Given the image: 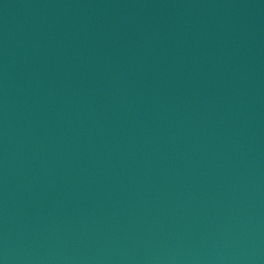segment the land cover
I'll return each mask as SVG.
<instances>
[{"label": "water", "instance_id": "obj_1", "mask_svg": "<svg viewBox=\"0 0 264 264\" xmlns=\"http://www.w3.org/2000/svg\"><path fill=\"white\" fill-rule=\"evenodd\" d=\"M0 264H264V0H0Z\"/></svg>", "mask_w": 264, "mask_h": 264}]
</instances>
